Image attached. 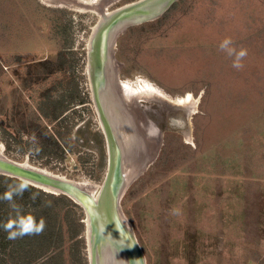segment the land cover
<instances>
[{
    "label": "rangeland",
    "instance_id": "rangeland-1",
    "mask_svg": "<svg viewBox=\"0 0 264 264\" xmlns=\"http://www.w3.org/2000/svg\"><path fill=\"white\" fill-rule=\"evenodd\" d=\"M51 1L60 6L0 0V149L96 195L108 168L104 151L90 147L96 122L84 107L69 109L88 101L91 92L88 51L100 14ZM134 1L112 0L105 7ZM225 37L237 50H248L242 70L219 50ZM114 60L120 87L141 79L174 99L191 94L198 100L196 107L165 110V104L177 105L131 90L161 117V135L156 129L157 137H150L156 159L121 201L147 264H264V0H178L160 18L121 34ZM76 86L83 100L68 98L55 116L54 104L48 117L37 111L48 94L59 98ZM87 123L92 130L78 133ZM7 129L30 142L31 150L7 152L1 137ZM45 146L53 154L43 157L56 155L50 165L33 161ZM76 210L84 224L81 254L90 264L88 216L82 206Z\"/></svg>",
    "mask_w": 264,
    "mask_h": 264
},
{
    "label": "water",
    "instance_id": "water-1",
    "mask_svg": "<svg viewBox=\"0 0 264 264\" xmlns=\"http://www.w3.org/2000/svg\"><path fill=\"white\" fill-rule=\"evenodd\" d=\"M65 1L84 5L79 3V0ZM177 1L137 0L110 11L105 7L107 3L105 0L97 6L84 5L87 9L95 10L100 14V20L90 39L88 62L90 81L110 144L109 169L96 197L93 188H87L81 183L36 167L29 162L9 159L0 149V174L25 178L30 185L52 194L65 195L84 208L89 220V222L87 220V238L90 264H147L133 227L122 211L121 201L132 183L145 170L146 163L153 158L152 149L144 153L147 142L146 138L140 136L137 140L139 151L135 149L138 153L133 155L134 152L130 148L122 149L118 159L108 120L102 113L99 98L107 101L112 90L116 97L121 98L112 87L113 82H120L118 65L114 60L115 45L119 36L133 26L160 18Z\"/></svg>",
    "mask_w": 264,
    "mask_h": 264
},
{
    "label": "trees",
    "instance_id": "trees-1",
    "mask_svg": "<svg viewBox=\"0 0 264 264\" xmlns=\"http://www.w3.org/2000/svg\"><path fill=\"white\" fill-rule=\"evenodd\" d=\"M70 81L76 83V77L73 76ZM78 92V86L76 88L67 87L64 94L56 98L58 100L52 104L57 105L56 108H62V111L65 109L68 98L71 99L70 102H73L72 99L74 98L77 100L84 99ZM47 97L52 98L51 95ZM48 106L49 108L51 106L49 101ZM40 109L42 116H50L49 109ZM5 131L7 133H2L1 137L6 143L7 152L11 151L12 148H17L22 154L31 150V143L23 142L19 133H13L8 129ZM51 138L53 146L59 147V140L54 135ZM51 151L50 146L37 148V159L33 161H41V165H50L56 155L47 157L42 155L45 153L53 154ZM59 151H61V155L57 157L62 161L64 160V150L59 148ZM16 181L17 178L0 174V194L6 190L7 184ZM33 193L37 194L35 200L30 199ZM16 199L17 203L24 206L26 212L31 211L38 219L43 217L47 226L42 235L25 236L15 241L6 239L7 234L0 229V264H87L86 258L81 254V248L85 244L82 237L84 224L81 222V216L77 215L78 204L65 195L57 197L33 185H30V191H26L22 199ZM46 202L50 203V206H45ZM9 212L7 203L0 202V223L7 220ZM66 244H68V248H65Z\"/></svg>",
    "mask_w": 264,
    "mask_h": 264
},
{
    "label": "flooded vegetation",
    "instance_id": "flooded-vegetation-1",
    "mask_svg": "<svg viewBox=\"0 0 264 264\" xmlns=\"http://www.w3.org/2000/svg\"><path fill=\"white\" fill-rule=\"evenodd\" d=\"M105 1L110 2L112 0H105ZM112 87L114 90L116 89L118 96H119V94L121 95V98L116 97L115 93L112 90V92L109 95V99L107 101H105L104 98H102V99L99 98L100 99L99 102H100V105L102 108V113L105 116L106 120H108L107 123H108V126H109L111 134H112V139L114 141V150H116L117 151L116 153H118L117 158L118 159L120 158V153L122 152L121 151L122 149L128 150V148H130L131 151L134 152L133 155H135L137 153L136 150L138 149L137 140L139 139L140 136H143L144 139L146 138L145 141L147 142V147L145 148L146 150L144 153L148 152V150H150V148H152V143H151L152 137L151 136L157 137V135L155 134V130L157 129L156 133L159 135H161V132H162V130L159 128V123H160V119H161V117H159V115H160L159 110L157 108L150 107V106L144 105L142 103H138L140 101L143 102L145 100L127 99L125 97L121 87H120V83H118V82H113ZM90 95H89L88 101L83 102L82 105H76L75 107L73 106L74 108L73 109L70 108L69 112L74 111V110H79L82 107H84V109H82L83 112L87 110V111H89V115H91L92 117L94 116L93 119H94V122H96L97 128L93 129V131L95 130L94 135H92V137H89V140L91 142L90 147L97 150L98 153L104 151L106 161H107V166H108V168H107V172H108L109 163H110V144H109V141L107 139L105 127H104L102 119H101V113H100L101 111L99 110L97 101L95 99L94 89H93L92 83H91ZM55 100H58V99H56L54 97H52V98L46 97V99H44V98L41 99L39 104H38V109H37V111L40 110V115H41V109L40 108H42L43 110H48L49 109L48 101H49L50 105H53L52 103ZM127 101H128V103H127ZM161 105L160 106L158 105V106L160 108H162ZM168 105L169 104H167V105L165 104V108L163 107L162 109L167 110V108H177L178 107V106L171 107L170 105L169 106ZM56 109H60V110H56ZM61 109L62 108L51 107L50 111L56 112L55 114H58V112H61ZM146 120H147V126L144 124L146 122ZM89 123L91 124V121H89ZM89 123H87L84 127L78 129V133L79 132H85V129H87V127L90 128ZM171 123L173 125H177L180 123V121L178 119H172ZM122 124L124 125V127L126 126V129H128L129 133L131 134L130 135V141H128V142L123 137V133L121 131ZM146 127H147V129H146ZM89 128H88V130H92L91 128L90 129ZM149 130H150V132H149ZM100 140H102V142H100ZM149 146H151V147H149ZM156 149H157V154H158L157 146H156ZM133 155H131V157H133ZM155 159H156V156L151 158L148 161V163H146L147 166H150L151 162H153ZM125 160H126V162L128 161V153H127V156H125Z\"/></svg>",
    "mask_w": 264,
    "mask_h": 264
},
{
    "label": "clouds",
    "instance_id": "clouds-1",
    "mask_svg": "<svg viewBox=\"0 0 264 264\" xmlns=\"http://www.w3.org/2000/svg\"><path fill=\"white\" fill-rule=\"evenodd\" d=\"M219 50L232 58V67L239 71L244 68L243 60L248 56V50L240 47L237 50L231 37H225L219 43ZM26 191H30V182L25 178H17V181L6 185V190L0 194V202L7 203L10 212L5 222L0 223L2 229L7 235L6 239L15 241L25 236L42 235L46 228V220L43 217L39 219L31 212L25 211L23 205L17 203L16 198H23ZM37 194L33 193L30 199L35 200ZM50 206V203L45 204Z\"/></svg>",
    "mask_w": 264,
    "mask_h": 264
},
{
    "label": "bare ground",
    "instance_id": "bare-ground-1",
    "mask_svg": "<svg viewBox=\"0 0 264 264\" xmlns=\"http://www.w3.org/2000/svg\"><path fill=\"white\" fill-rule=\"evenodd\" d=\"M43 3H46L48 5H57V6H60L59 3H55V2H52L51 0H41ZM81 2L79 3H82L84 5H87L89 4L88 2H86V0H79ZM104 1V0H92L91 4L92 5H95L97 6V4H101V2ZM87 3V4H86ZM110 10V9H109ZM108 10V11H109ZM132 84V83H131ZM130 83H123L121 82V88H122V91L125 95V97L127 99H133V100H136L139 96H143L145 93H147L148 95L146 96H149L151 98H155V99H158V97H162L165 101L173 104V105H177V106H180V107H184V108H188V107H193L195 106L196 107V103H198V100L191 95V94H188L184 97H178V98H172L168 95H166L164 92H162L159 88H157L156 86H154L152 83L148 82L147 80H138V82L134 85H131ZM133 87H136V89L138 90L137 94L139 95L138 97L136 95H132L131 93V90ZM122 93V94H123ZM131 101V100H130ZM134 102V101H133ZM128 103V101H127ZM195 107L192 108V112L193 110H195ZM188 111V110H187ZM196 112V111H195ZM191 113V112H190ZM121 125V124H120ZM125 128V129H124ZM151 129V128H150ZM121 131L123 133V137L125 138V140L128 142L130 141V133H129V130L126 129V126L124 127V125H122L121 127ZM154 133V132H153ZM135 135V134H134ZM132 142V141H131ZM189 142V141H188ZM130 144V143H129ZM132 144V143H131ZM154 148V147H153ZM139 149V148H138ZM137 149V150H138ZM152 149V148H150ZM139 151V150H138ZM137 151V153H138ZM155 151L154 149H152V155H154ZM138 155V154H137ZM135 157V156H133ZM137 157V156H136ZM129 160H131V158H129ZM83 185V184H82ZM97 196V194L95 195V197ZM89 222V220H88Z\"/></svg>",
    "mask_w": 264,
    "mask_h": 264
}]
</instances>
